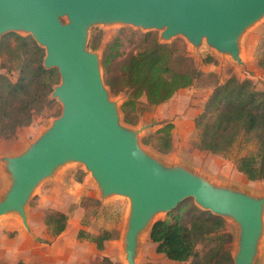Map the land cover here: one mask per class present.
Instances as JSON below:
<instances>
[{
    "label": "water",
    "instance_id": "obj_1",
    "mask_svg": "<svg viewBox=\"0 0 264 264\" xmlns=\"http://www.w3.org/2000/svg\"><path fill=\"white\" fill-rule=\"evenodd\" d=\"M263 16L264 0H0V40L9 32L31 35L45 49V68L60 75L50 99L63 104L62 114L35 141L1 157L9 182L0 194V217L18 213L27 223V202L39 182L65 162H80L103 196L129 198L122 239L127 264H138L139 231L147 226L150 234L156 216L188 198L237 222L235 264L257 263L264 193L213 182L145 151L139 135L150 124L121 123L120 104L110 99L101 77L103 58L87 43L93 24H132L160 30L162 43L179 35L195 47L206 42L243 64L240 38Z\"/></svg>",
    "mask_w": 264,
    "mask_h": 264
},
{
    "label": "rangeland",
    "instance_id": "obj_2",
    "mask_svg": "<svg viewBox=\"0 0 264 264\" xmlns=\"http://www.w3.org/2000/svg\"><path fill=\"white\" fill-rule=\"evenodd\" d=\"M66 20V19H65ZM161 38V31L144 29L132 24H93L89 28L87 48L103 58L106 45L115 37L122 38L121 54L111 65L100 68L102 80L109 97L121 107V123L128 126H150L139 135L140 146L165 164L179 162L184 167L204 174L211 181L222 185L264 193V179L250 180L236 165V161L259 152V142L253 132L243 130L232 147L224 153H213L200 147L201 126L197 123L215 90L231 77L240 81L251 80L254 88L264 92V66L260 59L264 53V16L250 26L240 38L243 64L229 54L218 52L204 42L195 47L184 36L169 40L189 64L200 71L192 86L179 90L170 100L160 105H150L142 96L136 107L125 106L129 91L122 87V65L132 54L146 44L147 33ZM6 33L0 40V49L15 44V38ZM97 36L100 46L91 47ZM0 50V75L16 81L19 75L17 63H9ZM176 57L174 67L181 63ZM43 109L34 111L30 125L18 127L6 134L0 133V194L9 178L1 161L4 155L21 152L37 136L50 126L53 119L62 114L63 104L51 97ZM172 123L174 127L169 128ZM179 164V165H180ZM129 200L125 196H103L97 180L80 162L68 161L57 166L42 179L27 202V223L18 213L0 217V264H127L124 259L123 233ZM182 212L181 222L191 226L198 218L207 216L194 198H188L177 208L160 213L155 220L171 218ZM66 215L65 229L59 228L56 217ZM224 222L212 231L203 230L197 239V255L188 261L170 260L157 252V243L146 234L139 244L138 264H235V253L240 242V226L233 219L222 216ZM212 224L211 221L207 222ZM104 237L102 247L98 240ZM126 261V262H125ZM264 264V232L259 242L258 260Z\"/></svg>",
    "mask_w": 264,
    "mask_h": 264
},
{
    "label": "trees",
    "instance_id": "obj_3",
    "mask_svg": "<svg viewBox=\"0 0 264 264\" xmlns=\"http://www.w3.org/2000/svg\"><path fill=\"white\" fill-rule=\"evenodd\" d=\"M11 34L15 44L0 50L7 62L18 64L19 75L16 81L5 74L0 75L1 134L30 125L34 111L51 103L53 86L60 80L57 68H45V49L31 35ZM146 35L148 39L144 47L130 55L122 65L121 84L129 91L125 106L136 107L142 96L150 105L163 104L180 89L192 86L200 73L189 64V57L181 55V49L175 48L174 43H162L152 32ZM99 46L98 37H93L91 47L96 49ZM122 46L123 41L119 36L106 45L104 66L112 64L121 54ZM176 57L181 63L179 68L174 67ZM260 65L264 66V53ZM201 115L197 123L202 127L200 147L213 153L227 152L243 130L256 135L259 152L239 158L236 165L250 180L264 179V92L256 90L251 80L240 81L231 77L211 95ZM168 127L174 125L170 123ZM181 218L180 211L171 218L157 220L150 238L157 243V252L165 254L170 260L185 262L197 255L196 244L200 233L203 230L212 231L224 219L208 211L206 217L198 218L188 226L181 222ZM56 221L60 226L54 234H60L65 229L66 215L60 214ZM209 221L211 225L207 223ZM103 239L100 237L98 240L100 248Z\"/></svg>",
    "mask_w": 264,
    "mask_h": 264
},
{
    "label": "bare ground",
    "instance_id": "obj_4",
    "mask_svg": "<svg viewBox=\"0 0 264 264\" xmlns=\"http://www.w3.org/2000/svg\"><path fill=\"white\" fill-rule=\"evenodd\" d=\"M128 200H129V198H127ZM130 210H131V208H130V204H129V209L127 210L128 212H127V215L126 216H130ZM129 219H130V217H129ZM129 223H130V221H129ZM148 227L147 226H145V227H143L140 231H139V233H138V237H140V240L143 238L144 239V237H145V235L148 233ZM149 234V233H148ZM125 260L127 261V263H128V259L126 258V255H125Z\"/></svg>",
    "mask_w": 264,
    "mask_h": 264
},
{
    "label": "crops",
    "instance_id": "obj_5",
    "mask_svg": "<svg viewBox=\"0 0 264 264\" xmlns=\"http://www.w3.org/2000/svg\"><path fill=\"white\" fill-rule=\"evenodd\" d=\"M184 89V88H183ZM181 90V89H180ZM166 103V102H165ZM159 253V252H158ZM163 254V253H162ZM165 255V254H164ZM166 256V255H165Z\"/></svg>",
    "mask_w": 264,
    "mask_h": 264
}]
</instances>
